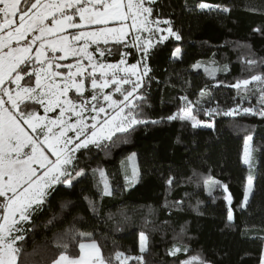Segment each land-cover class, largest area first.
Listing matches in <instances>:
<instances>
[{
    "label": "trees",
    "instance_id": "1",
    "mask_svg": "<svg viewBox=\"0 0 264 264\" xmlns=\"http://www.w3.org/2000/svg\"><path fill=\"white\" fill-rule=\"evenodd\" d=\"M245 2L156 0L153 17L171 21L173 31L181 37L177 40L167 32L160 33L157 37L168 39L155 40L144 59L150 71L139 89L144 100L137 103L142 118L159 123L137 126L125 134L127 143L117 141L113 146L105 142L108 147H90L77 154V168L85 174L75 178L71 187L57 185L50 190L42 210L23 224L25 240L19 242L23 264H53L65 252L57 245L65 243L69 245L66 254L76 257L79 243L93 240L111 264H121L116 252L127 257L141 255V233L147 237L145 264H182L194 256L205 264H261L264 119L243 112V108L260 107V93L255 83L247 92L232 85L264 74V0H251L248 9ZM200 3L230 11H202ZM219 13L226 16L223 26ZM96 47L92 45L90 50ZM99 47L113 49V55L99 57L105 63L118 62L120 52L128 54L129 64L144 58L136 47L112 42ZM177 48L180 52L174 56ZM248 60L257 63L249 65ZM188 101L196 119L212 127L193 128L189 120L167 119L187 107ZM207 109L215 111L207 115ZM231 109L238 112L224 115ZM248 135L253 137L255 194L241 207L248 177L242 160ZM132 153L137 176L129 184L122 166ZM94 169L105 173L112 195L103 194L104 182ZM169 178L172 185L167 183ZM205 178L219 184L205 185ZM221 185L232 196L233 221L227 219L229 205L224 197L228 193ZM174 247L182 251L170 255ZM126 264L137 261L129 259Z\"/></svg>",
    "mask_w": 264,
    "mask_h": 264
},
{
    "label": "snow or ice",
    "instance_id": "2",
    "mask_svg": "<svg viewBox=\"0 0 264 264\" xmlns=\"http://www.w3.org/2000/svg\"><path fill=\"white\" fill-rule=\"evenodd\" d=\"M155 3L156 0H0V264H23L19 243L25 240L23 224L42 210L50 190L57 185L71 187L75 178L85 174L77 168L78 153L90 147H108L105 142L113 146L117 141L127 143L125 134L137 126L159 123L142 118L141 104L137 103L144 100L139 89L150 71L147 65H143L141 73L137 64H127L125 52L119 53L118 63H105L94 55V52L100 57L113 55L112 48L99 47L112 42L136 47L146 60L155 46L153 40L163 42L168 36L179 40L181 37L173 31L171 21L153 17ZM198 7L202 11H230L208 3H200ZM161 24L168 27L161 28ZM130 30L134 35L126 42ZM144 32L149 37L142 40ZM162 32L168 36L157 37ZM92 45L97 47L89 51ZM179 52L177 48L173 55ZM69 58H74V62L61 63ZM247 63L254 65L257 61ZM254 83L260 93V107L243 108V112L264 119V74L238 81L232 87L238 90L243 87L247 92ZM183 99L187 101V97ZM213 111L207 109L205 113L211 115ZM237 112L238 109H231L224 115L233 116ZM167 119L189 120L193 128L201 126L193 114L191 101ZM252 140L251 135L245 138L243 162L250 174L241 207L247 206L255 194ZM128 159L134 160L135 153ZM93 171H99L104 182L103 194L112 195L105 173L100 169ZM136 176L134 165L132 178ZM167 183L172 185L173 179L169 178ZM204 183L219 184L210 178H205ZM221 187L228 193L226 185ZM224 199L229 205L227 219L233 221L231 194ZM140 240V256L127 257L116 252L115 258L121 264L129 259L145 264L147 237L141 233ZM57 246L65 252L54 264H111L94 240L87 244L80 242V254L76 257L66 254L68 244ZM181 251L180 247H174L169 254ZM182 264L205 262L194 256Z\"/></svg>",
    "mask_w": 264,
    "mask_h": 264
},
{
    "label": "rangeland",
    "instance_id": "3",
    "mask_svg": "<svg viewBox=\"0 0 264 264\" xmlns=\"http://www.w3.org/2000/svg\"><path fill=\"white\" fill-rule=\"evenodd\" d=\"M250 5H251V0H246V2H245V9H248L249 7H250ZM225 14L224 13H219V25H221V26H223L224 25V20H225ZM70 31H72V30H70ZM160 33H157V35H159ZM134 35V33L130 30V33H129V35L127 36V37H125V41L127 42V41H129V40H131L132 39V36ZM149 37V33H147V32H144V33H142L141 34V39L142 40H144V39H147ZM155 42V40H153V43ZM91 49V46H90V48H89V51H91L90 50ZM57 55H59V53L57 54ZM95 55H99L98 53H96ZM98 58H96L97 60H101L99 57L100 56H97ZM70 59H74V58H69V60ZM126 59H127V57H126ZM62 62V61H61ZM74 62V60L73 61H70L69 63H73ZM119 62V61H118ZM118 62H116V63H118ZM84 63L85 64H87V61H84ZM127 64L128 65H131V64H129L128 63V61H127ZM134 64H137L138 65V69H139V71L142 73L143 72V70H144V68H143V65L144 64H146L145 63V61H144V58H142V59H140L138 62H136V63H134ZM148 67V66H147ZM61 71H67V69H61ZM146 76H144L143 77V80H144V78H145ZM106 92H111L112 91V89H106L105 90ZM41 115H43V110H42V114ZM49 115H54V114H52V113H50ZM206 124H208V123H201V126H199V127H205L204 125H206ZM250 145H251V142H250ZM244 148H245V142H244ZM133 154V153H132ZM132 154H130V156H132ZM243 155H244V149H243ZM129 156V157H130ZM129 157H127L125 160H124V162H123V171H124V174L126 175V181H127V183H129V184H132L133 183V181H134V179L132 178V172H133V166L135 165V159L134 160H129L128 158ZM242 160H243V157H242ZM252 162V161H251ZM252 164H253V162H252ZM243 165L247 168V172H248V175L250 174L249 173V168H248V165H246V164H244V162H243ZM135 167H136V165H135ZM253 174H254V164H253V168H252V171H251V175L253 176ZM246 183H247V180H246V182H245V187H246ZM245 187H244V190H245ZM244 197V196H243ZM88 243H90V242H88ZM87 244V243H86ZM80 254V253H79ZM59 259V258H58ZM57 259V260H58ZM262 261H264V249H263V256H262V260H261V264H262ZM54 264V263H53Z\"/></svg>",
    "mask_w": 264,
    "mask_h": 264
}]
</instances>
